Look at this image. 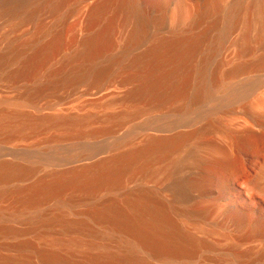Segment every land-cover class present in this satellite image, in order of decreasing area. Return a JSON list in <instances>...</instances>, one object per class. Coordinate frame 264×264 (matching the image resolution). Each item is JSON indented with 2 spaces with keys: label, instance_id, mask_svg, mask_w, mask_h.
<instances>
[{
  "label": "bare ground",
  "instance_id": "1",
  "mask_svg": "<svg viewBox=\"0 0 264 264\" xmlns=\"http://www.w3.org/2000/svg\"><path fill=\"white\" fill-rule=\"evenodd\" d=\"M250 4L254 6V0ZM84 6L88 8V0H0V84L14 87L21 81L36 82L44 74L45 80L27 90L23 101L34 109L52 112L33 117L14 108L1 114L3 139L10 140L27 128L82 126L88 118L56 114L58 104L49 105L46 98L60 92L75 93L82 85H89L88 91L101 90L122 71H129L123 83H136L124 97L125 102H142L146 108L109 117L112 125L94 131L93 136L114 137L149 108L172 101L188 105L198 102L207 96L208 83H218L216 76L207 79L205 67L219 42L216 34L221 22L235 17L233 1L100 0L89 5L82 34L78 36L73 28L74 37L66 49L60 26ZM257 15L264 24V2L259 4ZM251 17L240 39L242 53L249 51ZM54 19L58 26H52ZM167 26L172 30L166 37L150 32ZM126 27L122 51L112 55L114 36ZM28 29L34 30L26 35ZM146 42L149 46L143 52L131 54ZM201 53L204 56L197 63ZM60 58L59 66L49 69ZM16 63L18 67L11 70ZM244 70L239 66L227 76ZM261 119L264 113L252 128L242 132L223 129L219 119L191 133H175L174 125L149 128L150 134L145 132L139 145L124 152L101 158L100 153L107 151L102 146L89 157L93 162L88 165L80 164L28 188L0 192V198L13 197L16 215L51 199L69 207L74 201L84 202V198L95 200L102 192L111 195L92 204L76 220H65L61 215L37 216L28 220L26 231L0 224V236L31 232L46 244L36 248L32 242L22 241L7 246L17 255L0 254V264H34L32 256L45 264H150L148 259L190 262L202 252L216 251L212 238L231 242L233 246L225 253L238 264L264 263V248L257 253L235 250L243 243L264 241V211L252 203H264V170L240 179L242 193L251 200L240 196L234 185V178L246 169L245 162L264 149V125L258 123ZM201 132L221 133L224 142L200 141ZM31 172L2 162L0 184ZM136 183L138 186L132 188ZM66 190L78 197L63 202L60 197ZM55 226L60 228V236L49 237ZM73 233L88 239L74 238ZM109 241L118 244L115 250L110 249Z\"/></svg>",
  "mask_w": 264,
  "mask_h": 264
},
{
  "label": "rangeland",
  "instance_id": "2",
  "mask_svg": "<svg viewBox=\"0 0 264 264\" xmlns=\"http://www.w3.org/2000/svg\"><path fill=\"white\" fill-rule=\"evenodd\" d=\"M99 1L88 0V8L84 6L82 9H77L73 13L74 15L60 26L66 49L70 46L69 43L73 40L75 31L78 36L82 34L81 31L86 26L90 8ZM228 1H233L236 14L233 19L222 21L219 32L216 34L220 39L217 44L213 43V45L215 44L214 51L206 63L205 70L207 79L216 76L218 83L214 86L208 83L207 96L189 105L180 101H172L164 104L163 107L144 110L136 117L137 119L135 118L136 120H133L134 122L125 125L118 134L114 137L111 136L112 138L107 135L102 136V134L93 136L92 133L101 128L110 127L109 125H112V119L115 118V115L118 117V115L132 112L135 109L140 111V108L142 110L146 108L145 103H126L124 100L126 94L136 85L134 82H122L129 71L120 72L110 84L101 90L92 88L88 91L90 89L89 85H82L75 93L62 94L60 92L56 97L46 98V102L51 103L49 105L58 104L55 110L56 114L78 119L88 118V120L80 126L81 128L79 126V128H75V126L66 127L53 124L39 127L36 130L27 128L22 133L18 132L10 140L0 137V163L15 164L32 171L22 179H12L1 183L0 192L7 193L20 188H28L39 181H49L66 171L82 166L80 164L88 165L93 162L90 158L94 157L93 154L98 150L97 148L102 146L107 151L100 153L101 156L99 157L101 158L124 152L139 145L142 135L145 132L150 134L147 131L149 128L166 129L168 126L174 125L175 128L177 127L174 129L175 133H191L218 119L223 129L231 132H242L249 127L252 128L257 123L255 119L264 113V24L260 22L257 15L258 6L264 0H254V6L250 4L252 0ZM251 15L252 23L247 44L249 51L242 53L240 39L244 33L245 23ZM47 22L49 25L58 26V20L56 19L51 22L52 24L48 20ZM74 27L75 31L73 30ZM128 29L126 27L124 31L120 30L115 34L116 47L111 52L112 55H118L122 51L123 41ZM32 30L34 29H28L26 35ZM171 30V27L167 26L159 31L150 30V32L166 37ZM148 46L149 42H146L139 48L134 49L131 54L137 55ZM63 55L60 56L63 57ZM203 56V53L198 55L196 62H200ZM60 61L61 58L54 61L49 69L57 68ZM239 66H244L246 70L234 77L227 76L230 71ZM17 67L18 64L16 63L11 65L10 69L14 70ZM46 72H48L47 68L45 69ZM44 77V74L41 75L36 82L21 81L14 87L0 84V115L10 112L14 108L33 117L52 113L46 111L45 108L41 110L34 109L23 101L25 92L34 87L36 83L43 82ZM182 106L186 108L184 111L179 109ZM109 117H112L110 122L108 121ZM258 123L264 125V119L259 120ZM79 130L82 131V135H80ZM254 130L258 129L254 128ZM198 139L220 145L224 142L221 133L215 135L212 132H201ZM245 166L246 169L234 178V185L240 196L251 200L247 194L242 193L241 178L264 170V149L257 150L254 157L247 164L245 162ZM136 186H138L137 183L132 185V188ZM74 197H78V194L66 190L60 198L63 202H67ZM110 198L111 195L102 192L96 196L95 200L84 198V202L77 203L74 201L69 207L60 204L58 199H51L36 208L22 209L21 213L16 215L13 197L5 196L0 198V224L15 230L26 231L28 220H32L37 216L51 218L55 215H61L65 220H76L82 217L83 213L92 204ZM252 203L264 211V203L261 205L256 201ZM60 234V228L55 226L51 229L49 237H59ZM71 236L83 240L88 239L83 234L80 236L78 233H73ZM22 241L32 242L36 248L46 246L31 232H24L18 236H0V245L6 246V248H0V254L4 256L17 255L15 250H9L7 246ZM210 241L217 246L216 251L202 252L190 262L169 263L158 259H148V261L150 264H238L225 253V250H229L226 248L233 246L231 242L217 238H212ZM108 244L112 250H115L118 245L115 241H109ZM262 248H264V241H256L243 243L235 250L245 251L250 249L253 253H257ZM93 252H96V250ZM32 262L34 264H45L39 262L35 256H32Z\"/></svg>",
  "mask_w": 264,
  "mask_h": 264
}]
</instances>
